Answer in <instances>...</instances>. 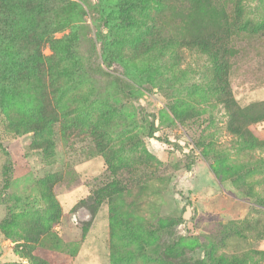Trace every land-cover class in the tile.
I'll return each mask as SVG.
<instances>
[{"label":"rangeland","instance_id":"374dc122","mask_svg":"<svg viewBox=\"0 0 264 264\" xmlns=\"http://www.w3.org/2000/svg\"><path fill=\"white\" fill-rule=\"evenodd\" d=\"M0 264H264V0H0Z\"/></svg>","mask_w":264,"mask_h":264},{"label":"trees","instance_id":"16d2710c","mask_svg":"<svg viewBox=\"0 0 264 264\" xmlns=\"http://www.w3.org/2000/svg\"><path fill=\"white\" fill-rule=\"evenodd\" d=\"M203 2L207 3L209 0H203ZM237 25V22L233 23L228 20L225 16L221 21H208L206 23H202V31L204 37L205 32L208 33V36L204 38H200L203 43H208L212 47H214L217 52L223 57L228 59L230 54L233 52V48L235 45L234 41V28ZM193 42L198 41V39L193 38ZM97 73L103 76H109V72H106L99 68ZM9 171H11V165L8 166L6 171V175L8 176Z\"/></svg>","mask_w":264,"mask_h":264}]
</instances>
